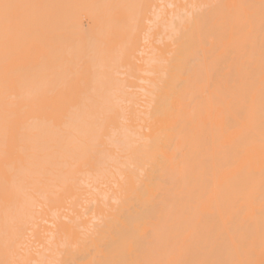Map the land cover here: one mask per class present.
I'll return each instance as SVG.
<instances>
[{
	"label": "bare ground",
	"instance_id": "obj_1",
	"mask_svg": "<svg viewBox=\"0 0 264 264\" xmlns=\"http://www.w3.org/2000/svg\"><path fill=\"white\" fill-rule=\"evenodd\" d=\"M0 264H264V0H0Z\"/></svg>",
	"mask_w": 264,
	"mask_h": 264
},
{
	"label": "snow or ice",
	"instance_id": "obj_2",
	"mask_svg": "<svg viewBox=\"0 0 264 264\" xmlns=\"http://www.w3.org/2000/svg\"><path fill=\"white\" fill-rule=\"evenodd\" d=\"M9 7H11L10 5H4L5 9H8Z\"/></svg>",
	"mask_w": 264,
	"mask_h": 264
}]
</instances>
